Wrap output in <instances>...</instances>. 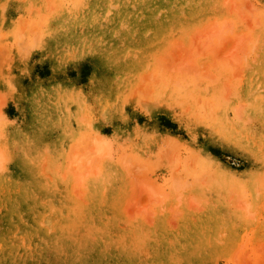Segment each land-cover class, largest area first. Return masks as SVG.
<instances>
[{
	"label": "rangeland",
	"instance_id": "374dc122",
	"mask_svg": "<svg viewBox=\"0 0 264 264\" xmlns=\"http://www.w3.org/2000/svg\"><path fill=\"white\" fill-rule=\"evenodd\" d=\"M0 264H264V0H0Z\"/></svg>",
	"mask_w": 264,
	"mask_h": 264
}]
</instances>
